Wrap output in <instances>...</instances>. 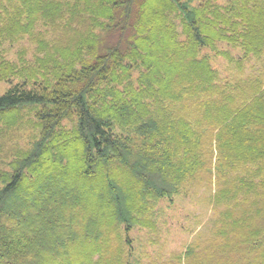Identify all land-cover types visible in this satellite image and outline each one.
Wrapping results in <instances>:
<instances>
[{"label":"trees","instance_id":"16d2710c","mask_svg":"<svg viewBox=\"0 0 264 264\" xmlns=\"http://www.w3.org/2000/svg\"><path fill=\"white\" fill-rule=\"evenodd\" d=\"M24 40L0 264H264V0H0V45ZM201 190L211 230L152 259L159 202Z\"/></svg>","mask_w":264,"mask_h":264},{"label":"rangeland","instance_id":"374dc122","mask_svg":"<svg viewBox=\"0 0 264 264\" xmlns=\"http://www.w3.org/2000/svg\"><path fill=\"white\" fill-rule=\"evenodd\" d=\"M44 38L50 41L53 39V35L48 32ZM34 49V44L27 40L15 44L4 43L0 45V60L2 58L15 60L20 52H26L27 58L30 59L34 53ZM220 49L229 50L235 57H239L241 54L240 51L232 50L225 45H221ZM211 60L212 64L222 76L228 74V67L225 60L212 55ZM8 86V83L0 82V95L7 90ZM65 126L66 129L69 128L70 123L64 122ZM24 131H13L9 135L0 137V170H7V161L4 159V156H7L14 147L23 146L25 138L29 135V131ZM90 189L94 190L93 188ZM207 197L208 192L201 190L197 196L190 193L186 197L174 199L172 203L167 200H161L159 202L157 207L158 216L156 219L158 232L155 235L157 245L144 246L146 252L152 259L161 258L162 261L170 260L173 254H181L187 245L211 230L213 211L204 202ZM136 236L133 235V237ZM138 236L143 240L147 238L145 232L138 234ZM149 261L150 257L145 259L146 263Z\"/></svg>","mask_w":264,"mask_h":264}]
</instances>
